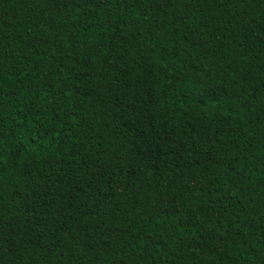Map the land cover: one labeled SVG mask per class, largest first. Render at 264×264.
<instances>
[{"label":"trees","instance_id":"1","mask_svg":"<svg viewBox=\"0 0 264 264\" xmlns=\"http://www.w3.org/2000/svg\"><path fill=\"white\" fill-rule=\"evenodd\" d=\"M0 264H264V0H0Z\"/></svg>","mask_w":264,"mask_h":264}]
</instances>
